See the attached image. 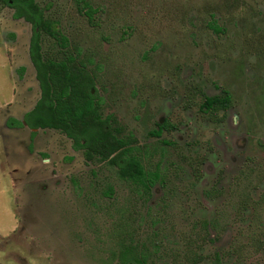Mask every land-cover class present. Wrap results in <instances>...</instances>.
I'll list each match as a JSON object with an SVG mask.
<instances>
[{"label":"rangeland","instance_id":"1","mask_svg":"<svg viewBox=\"0 0 264 264\" xmlns=\"http://www.w3.org/2000/svg\"><path fill=\"white\" fill-rule=\"evenodd\" d=\"M38 1L52 4L47 15L96 74L104 114L136 135L148 169L160 162L166 184L149 202L114 166L88 163L64 133L8 124L23 120L41 90L33 27L0 7V264H120L124 229L147 245L150 264H186L174 255L196 236L195 223L222 209L224 229L196 247L204 259L195 264H264V0H88L92 20L82 1ZM44 42L58 50L53 38ZM223 90L233 109L221 125L206 123L198 104ZM163 117L177 129L158 139L149 131ZM245 191L257 211L240 215L231 206Z\"/></svg>","mask_w":264,"mask_h":264},{"label":"trees","instance_id":"2","mask_svg":"<svg viewBox=\"0 0 264 264\" xmlns=\"http://www.w3.org/2000/svg\"><path fill=\"white\" fill-rule=\"evenodd\" d=\"M79 1L83 2L79 10L86 8L85 13L92 20L95 9L88 0ZM6 6L14 9L15 19H24L33 27L29 53L41 90L39 99L25 113L23 120L11 117L8 124L23 127L25 121L31 130L53 129L67 134L72 138L76 149H84L87 159L105 160L116 165L118 176L122 180L132 182L139 190L142 186L148 189L149 184H152L151 174L135 155L129 154L131 148H122L131 138L122 133L121 126L114 125L117 121L113 116L103 118V99L97 76L88 69L86 62L78 60L71 52V41L59 28V21L47 15L52 4L42 6L38 0H0V7ZM211 16L214 17V13ZM210 25L216 32L224 30L216 19ZM44 36L57 42L56 52L45 49ZM112 191L111 186L106 193ZM257 203L245 191L238 204L246 212L251 206L257 211ZM127 234L124 229L116 235L118 250L114 251V255L118 257L120 264H148L149 255L129 243ZM260 245L264 243L261 242Z\"/></svg>","mask_w":264,"mask_h":264},{"label":"flooded vegetation","instance_id":"3","mask_svg":"<svg viewBox=\"0 0 264 264\" xmlns=\"http://www.w3.org/2000/svg\"><path fill=\"white\" fill-rule=\"evenodd\" d=\"M98 88H99V86H98ZM101 95L102 94H101V90H100V96ZM101 97L103 99V103H102L103 118H106L107 116L112 115L113 118L117 121V123H114V125L121 126L123 128L122 133L130 136L131 141L125 147H122V148L123 149L124 148H131V151L129 154L135 155L143 163L147 172H149L151 174L150 181L152 182V184H149L148 189H146L142 186V187H140L141 189L139 190V189H137L136 185L133 184L132 182L126 181V180H123V181H125L129 184H132L136 188V190L139 193H141L142 196H144V198L146 200H148L150 202L152 197H153L154 187L157 186L158 184H160L162 186H164V184H166L164 177H163V172H162L161 167H160L161 164H160V162H158L155 166L156 168L153 170L147 168V166L145 165L144 160L140 154L138 138L136 137V135L133 132L128 131V129L125 125L120 123L119 119L115 116V114H113V113L112 114H106V115L104 114V112H103L104 98H103V96H101ZM202 98H203V100L198 104V109L201 112V115L204 118V120L206 121V123L212 122L216 125H221L222 123H224L225 119H227L228 113H230V111L233 109V99H232L233 97H232V94L230 93V91L223 90L221 93L213 94V95H205L204 94V96ZM188 107H190V106H188ZM233 122H234L233 126L235 128H238L240 121L237 120V118H233ZM176 129H177V125L173 124L169 120V118L163 117V119H159L156 122V128L151 129L149 131V134L152 135L153 137H157L158 139H160L164 135V132L170 133L171 131L173 132ZM32 130H34V129H32ZM34 131H36V130H34ZM65 135L72 141V145H73L74 150L82 151L84 158L88 163H93V162L109 163L105 160L100 161L98 159H96V160L87 159L85 156L84 149H76L74 147L72 138L69 137L67 134H65ZM162 141L166 145L175 146V143L173 141H170V140H167L164 138ZM110 165L114 166L116 168V171H117L118 166L112 165V164H110ZM218 174L219 173H217V175ZM193 175H194L195 179L197 180V182L202 179L201 173L198 170H196ZM215 191L217 192V190L213 186H211L210 189L205 190L204 193L208 197V200H210V201L216 200L217 194ZM113 193H114V188H113V191L109 194L112 195ZM218 194H219V192H218ZM240 200H241V198H240ZM240 200L237 203H235L236 206H233V204H232L233 208L231 206V209H233V211L236 210L235 212L240 213V215H241V214L245 213V209H243V207L239 206L238 203H240ZM148 209H151V208L148 207ZM248 209H247V211H248ZM253 209H254V207H253ZM225 219H226L225 210L222 209L220 211L218 210V211L212 212L211 217L200 219L198 221L199 223H195V227L197 225L200 226L199 230L195 231L196 236L192 234V233H194V230H193V232L191 233V239L188 242L189 244L181 248V250L179 252L180 255L179 254L174 255L175 262L176 261L179 262L178 260L180 258L182 260V263H186V264H195V263L201 262L204 259V256H203V254L196 252V247L197 246L199 248L202 247L205 243V240L208 239L210 237V235L212 236V233H215V235H216L219 232L223 231L224 226H225V222H226ZM155 221L156 222L153 221L154 222L153 224H156V225H157V223L159 224V220H155ZM130 227H131V224L129 223V228ZM158 233L159 232L153 231V234H154L153 236L156 237L158 235ZM126 236L128 237L129 243H133L134 245L138 246L140 252H144L145 254L147 253L149 255L147 257L148 258L147 261H148V264H150L149 261H151V257H150V254L148 253L147 245L141 243L140 241H134L133 237L131 235H129V233ZM193 236H195L194 237L195 239L192 238ZM213 238H210V239L212 240ZM200 243H202V245ZM154 246L157 248L158 243L156 242L154 244ZM222 257H224L223 254L219 255L218 261H220V258H222ZM118 261H119V259H118Z\"/></svg>","mask_w":264,"mask_h":264},{"label":"water","instance_id":"4","mask_svg":"<svg viewBox=\"0 0 264 264\" xmlns=\"http://www.w3.org/2000/svg\"><path fill=\"white\" fill-rule=\"evenodd\" d=\"M24 124H25V126H28L27 123H26L25 121H24ZM34 130H37V129H34Z\"/></svg>","mask_w":264,"mask_h":264}]
</instances>
